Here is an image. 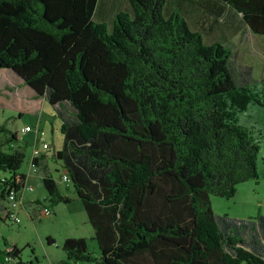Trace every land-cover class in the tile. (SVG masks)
I'll use <instances>...</instances> for the list:
<instances>
[{"label": "trees", "instance_id": "trees-1", "mask_svg": "<svg viewBox=\"0 0 264 264\" xmlns=\"http://www.w3.org/2000/svg\"><path fill=\"white\" fill-rule=\"evenodd\" d=\"M213 1L214 11L230 7L264 35V0ZM97 2L0 0V68L49 104L68 103L75 117L62 123L52 157L62 160L99 254L85 237H66L59 264H264L255 232L259 224L264 235V216L236 224L211 207V196L231 197L257 178L260 141L238 116L263 104L260 92L236 79L229 48L205 43L177 11L166 14L167 0H128L110 29L94 20ZM18 140L0 123L2 220L8 195L21 200L26 184ZM48 152L33 163L55 206L71 198L41 162ZM0 264H23L20 249L0 248Z\"/></svg>", "mask_w": 264, "mask_h": 264}, {"label": "rangeland", "instance_id": "rangeland-1", "mask_svg": "<svg viewBox=\"0 0 264 264\" xmlns=\"http://www.w3.org/2000/svg\"><path fill=\"white\" fill-rule=\"evenodd\" d=\"M215 1L220 3L219 0ZM115 5V10L130 9L127 0L115 1ZM198 7L194 0H167L164 12L168 14L175 10L184 16L190 26L201 33L205 43L218 41L229 48V66L234 76L240 83H246L259 91L263 102L262 105L251 102L238 116V122L251 129L260 141L256 161L257 178L238 183L231 197L211 196V207L217 218L227 216L236 224H251L260 216H264V35L253 33L240 14L230 7L224 6L220 11ZM194 17L209 21L203 26L195 27L191 22ZM105 22L110 29V20L105 19ZM20 79L11 69L0 68V123L5 121L12 130L18 132V143L24 147L26 154L20 171L26 175L32 172L28 162L32 149H40L43 142L47 143L50 146L46 157L48 170L59 190L68 195L71 201L55 206L49 204L40 168L32 182L33 188H28L30 182L27 180L22 190V204L16 210L20 221L0 219V248L17 246L23 264H59L66 259L62 248L63 240L66 237H85L87 250L97 256L99 249L92 238L93 228L88 222L82 202L76 196L71 181L66 182L61 178L64 172L61 167L62 160L52 157L63 144L62 119L54 106L46 101L41 110H36L30 93L31 87ZM25 125H29L32 131L21 132L20 127ZM36 200L40 203H36ZM44 206H48L52 211L51 215L42 214ZM4 212V203L0 201V216H3ZM256 227L257 239L264 241L261 226L257 224ZM245 230L246 233L249 232ZM49 237L53 242H48ZM245 245L250 248L248 239ZM78 264L94 263L81 261Z\"/></svg>", "mask_w": 264, "mask_h": 264}, {"label": "crops", "instance_id": "crops-1", "mask_svg": "<svg viewBox=\"0 0 264 264\" xmlns=\"http://www.w3.org/2000/svg\"><path fill=\"white\" fill-rule=\"evenodd\" d=\"M115 1H120V0H98L97 6H96L95 11H94V20L95 21H98V22H104V23H106L105 22V19H107V20H110V22L112 24L113 18L115 16V14L118 11H120V9H121V8H119V9L115 10L116 9L115 7H117L115 5ZM175 1L179 2V1H184V0H175ZM194 2L196 4H198V0H194ZM213 2H214L213 0H201V3L202 4H198L199 5L198 8H205L206 10H213L212 9ZM208 21H209L208 19H202V18L201 19H198V18L194 17V18H192V21L191 22L193 24H195L194 25L195 27H197V26H203L205 23L207 24ZM211 28L212 27H210V29ZM20 80L22 81V79H20ZM30 93L32 95V98L34 99V104L36 106V110H41L43 108L44 102L45 101L48 102L46 96H38V95L35 94V92L33 90ZM54 108L57 110L58 116L61 117V119H62L61 122L62 123L63 122H67V121H70V122L71 121H75V117L73 115V111L70 108V106H69L68 103H64L63 105L56 104V105H54ZM39 119H40V117H39ZM43 143H45V142H43ZM34 148H36V147H34ZM31 156H32V151H31L30 156L28 157V162H30ZM45 156L47 157L48 155H45ZM45 159L46 158H43L41 160V162L44 163V164H46V165H48L47 164V161ZM40 168H41L40 166L39 167L36 166V170L33 173L31 172L30 174L27 175L26 182H27V180L30 182L29 183L30 185L28 186L29 189H32L33 188L32 182H33L34 179H36V177H37L36 175L39 172ZM25 186H26V184H25Z\"/></svg>", "mask_w": 264, "mask_h": 264}, {"label": "built area", "instance_id": "built-area-1", "mask_svg": "<svg viewBox=\"0 0 264 264\" xmlns=\"http://www.w3.org/2000/svg\"><path fill=\"white\" fill-rule=\"evenodd\" d=\"M20 131L25 133V132L32 131V128L29 125H25L20 128ZM48 150H49V145L47 143H43L40 149L33 148L32 156L29 162L30 170L32 172L36 170V166L33 163V158L41 156L43 153L47 152ZM61 178L63 181L69 182V178L66 175V173H63ZM20 206H21V200L16 197L15 192L11 191L10 194L8 195V209H7L8 217L9 219H11V221L13 222L20 221V218L16 214V210ZM42 214L45 216L51 215V210L48 207L44 208Z\"/></svg>", "mask_w": 264, "mask_h": 264}]
</instances>
